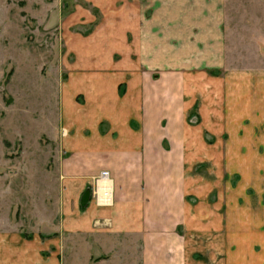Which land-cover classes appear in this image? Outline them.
<instances>
[{
  "label": "crops",
  "instance_id": "obj_1",
  "mask_svg": "<svg viewBox=\"0 0 264 264\" xmlns=\"http://www.w3.org/2000/svg\"><path fill=\"white\" fill-rule=\"evenodd\" d=\"M87 1L100 18L60 89L62 184L44 234L0 213V264H264V63L226 59L224 0Z\"/></svg>",
  "mask_w": 264,
  "mask_h": 264
},
{
  "label": "rangeland",
  "instance_id": "obj_2",
  "mask_svg": "<svg viewBox=\"0 0 264 264\" xmlns=\"http://www.w3.org/2000/svg\"><path fill=\"white\" fill-rule=\"evenodd\" d=\"M223 8L226 59L263 64L264 0H224ZM99 18L87 0H0V213L22 230L46 232V193L62 184L53 143L60 89ZM194 114L189 124L199 122ZM197 139L203 160L212 137ZM201 159L195 173L206 172Z\"/></svg>",
  "mask_w": 264,
  "mask_h": 264
},
{
  "label": "bare ground",
  "instance_id": "obj_3",
  "mask_svg": "<svg viewBox=\"0 0 264 264\" xmlns=\"http://www.w3.org/2000/svg\"><path fill=\"white\" fill-rule=\"evenodd\" d=\"M106 179V178H105ZM109 190H110V187L107 185V183H105V182H101V184H100V189H99V191H100V194L101 195H104V193L106 194V196H103V199L105 200L107 197H109L108 195H109Z\"/></svg>",
  "mask_w": 264,
  "mask_h": 264
},
{
  "label": "built area",
  "instance_id": "obj_4",
  "mask_svg": "<svg viewBox=\"0 0 264 264\" xmlns=\"http://www.w3.org/2000/svg\"><path fill=\"white\" fill-rule=\"evenodd\" d=\"M101 176H102V178H106V179H108V171H106V170H104V171H102L101 172ZM98 192H100L99 190H97ZM96 196L98 197V199H99V201L101 202V203H107L108 202V200H104L103 199V196H106V194L104 193V195H101L100 193H97L96 192Z\"/></svg>",
  "mask_w": 264,
  "mask_h": 264
},
{
  "label": "water",
  "instance_id": "obj_5",
  "mask_svg": "<svg viewBox=\"0 0 264 264\" xmlns=\"http://www.w3.org/2000/svg\"><path fill=\"white\" fill-rule=\"evenodd\" d=\"M89 196H90V188H87L80 197L81 206H84L87 203Z\"/></svg>",
  "mask_w": 264,
  "mask_h": 264
}]
</instances>
